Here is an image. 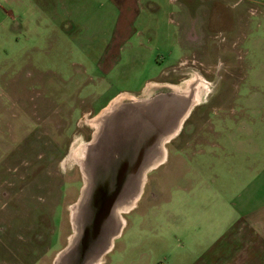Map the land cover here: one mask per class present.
<instances>
[{
    "label": "rangeland",
    "instance_id": "obj_1",
    "mask_svg": "<svg viewBox=\"0 0 264 264\" xmlns=\"http://www.w3.org/2000/svg\"><path fill=\"white\" fill-rule=\"evenodd\" d=\"M32 1L33 14L42 15L37 34L26 28L24 0H0V264H52L67 244L72 207L84 185L72 155L93 132L85 119L95 117L120 92L145 94L151 84H164L165 90L167 84L197 75L207 84V94L184 124L189 131L164 144L168 159L146 173L134 205L120 212V235L98 262L138 264L143 254L148 264H159L166 257L164 233L161 241L152 233L138 235L136 226H168L174 209L176 225L182 224L185 217L179 214L188 207L184 199L179 196L173 206L165 202L172 176L215 174L229 181L238 170L247 178V167L264 160V0L236 7V16L248 17V24L233 32L238 45L232 44L235 39L221 42L223 32L215 28L217 43L209 48L207 39L197 38L205 40L204 49L193 48L196 39L188 35L201 28L191 21L217 11L208 13L210 8L198 7L195 0H141L126 40L113 35L120 22L117 0ZM218 46L226 49L215 52ZM227 71H240L243 79L235 82V115H224L219 124L211 113L219 103L229 106V83L235 77ZM221 78L224 93L215 100ZM256 105L262 115L246 117L238 108L254 111ZM215 125L224 128L219 140L204 132L205 126ZM196 135L216 145L195 144ZM70 152L72 162L63 166ZM210 184L208 199L218 193L216 183ZM177 193L173 189L172 196ZM189 208L194 211L197 205Z\"/></svg>",
    "mask_w": 264,
    "mask_h": 264
},
{
    "label": "water",
    "instance_id": "obj_2",
    "mask_svg": "<svg viewBox=\"0 0 264 264\" xmlns=\"http://www.w3.org/2000/svg\"><path fill=\"white\" fill-rule=\"evenodd\" d=\"M191 100L167 88L98 112V128L77 159L84 185L71 211L72 234L52 264H98L120 232L121 209L157 165L164 136L181 126Z\"/></svg>",
    "mask_w": 264,
    "mask_h": 264
},
{
    "label": "crops",
    "instance_id": "obj_3",
    "mask_svg": "<svg viewBox=\"0 0 264 264\" xmlns=\"http://www.w3.org/2000/svg\"><path fill=\"white\" fill-rule=\"evenodd\" d=\"M24 1L26 5L21 2V7L25 6L26 28L30 33L37 34L42 15L33 14L32 0ZM140 1L117 0L120 22L113 32L115 39L126 40L131 35L132 26L129 27V24L134 20L137 22ZM202 1L205 0H195L197 4ZM209 1L214 4L220 0ZM191 29L195 30L194 27ZM195 32V35L188 37L199 38L201 35L198 33L202 29ZM137 33L140 32L136 30ZM113 48L111 46L106 54H113ZM254 130L251 128V132ZM177 161L173 162L174 166ZM247 172L249 175L246 178L235 170L234 178L229 181L215 174L212 178L172 176L168 180L170 189L167 190L165 202L173 206L180 196L184 199L180 201L188 206L185 212L179 214L185 217L182 224L176 225L178 210L174 209L169 211L168 217L171 219L168 226H136L138 235L152 233L157 240H161L164 233L166 257L159 264H264V160L259 161L258 167L249 165ZM210 183H216L218 193L213 190V198L208 199L204 196H208ZM173 189L179 191L176 198L172 196ZM199 191L202 194L199 195ZM190 204L197 205V208L191 210ZM176 249H179V253ZM142 255L139 254L138 264H148Z\"/></svg>",
    "mask_w": 264,
    "mask_h": 264
},
{
    "label": "flooded vegetation",
    "instance_id": "obj_4",
    "mask_svg": "<svg viewBox=\"0 0 264 264\" xmlns=\"http://www.w3.org/2000/svg\"><path fill=\"white\" fill-rule=\"evenodd\" d=\"M212 1H209V0H205V1H202L200 2L199 4H197L198 7L200 8H203V9H206V8H210L208 10V13H212L214 12L213 10L217 11V14L214 15L213 17L210 16V15H207V14H203V16H200V18L202 20L198 21V20H192L191 22L192 23H199V28H203L202 32H201V38H205V40L207 39L208 42H209V45L207 48H209L212 44L211 42H216V40H214L215 38H217L218 34H216V32H223L222 34V38H221V42H225L227 39L228 41L229 40H233L235 39L234 41H231L233 45H238V41L237 39L239 40V38L237 37H233L235 36L234 35V30L237 26L239 27H242V26H246L248 24V17L242 15V14H238L237 16L235 15V10H236V7H239L240 5H243L245 8H246V5H249L250 3H252L253 1L252 0H220L219 3H214L212 4L211 3ZM247 11V9H246ZM219 12V13H218ZM234 12V13H233ZM219 29V30H215L214 29ZM205 35V37H203ZM205 40L201 43H199V40L196 39L195 40V44L193 46V48L195 49H204L205 46H206V43H205ZM220 40V39H219ZM215 43V44H216ZM237 47V46H236ZM214 46L211 47V49L213 50ZM226 49V48H224ZM222 49L221 46H218V48L216 47L215 49V52H218L219 50H224ZM234 50H236V48L234 47ZM229 51L230 48H229ZM228 51V52H229ZM233 71V70H232ZM229 72L227 71V74L228 76H230L231 78H234L232 80H234L233 82L229 83L231 85L232 88H230L231 90V94L230 96H228V103H229V106L226 107L224 103H219L217 106H215V110L212 111V115L216 118H218L217 120V123L221 124V120H223V116L226 115V116H229V118H231L232 116L235 115V111H233L235 109V105H233V97H234V91L237 87L236 83L235 82H238L239 80L243 79V75H241L240 71H239V74H237L238 72ZM237 71V70H236ZM223 82H224V79L221 78V80L219 79L217 81V84H216V89H215V100H218V98L221 99L223 93H224V88H223ZM163 90L162 87L156 89L154 92L156 93L157 91H160ZM124 92V91H123ZM122 93V92H120ZM125 93H129L130 95H132L135 99H142L144 97H147L148 95H145L143 92L139 93L136 92H125ZM133 93V94H131ZM217 98V99H216ZM196 105H194L195 107ZM239 110H241L242 113H244L246 115V117L250 116V115H253V114H259V115H262V107L260 106H255V110L253 111L251 109V107H248L249 110L245 107V108H242L241 106L238 107ZM193 109V108H192ZM192 109L190 110V112L192 111ZM190 112L189 114L187 115V117L183 120L180 128L178 129V131L173 135L171 136L167 141H165L162 145L163 147V150H164V144L166 142H170L171 139H174L176 137H178L180 134L183 133V131H189L188 128L186 126H184V124L186 123L187 119L190 117ZM225 113V114H224ZM232 121H235L236 119H230ZM216 123V124H217ZM223 123V122H222ZM186 125V124H185ZM222 126L219 125V126H214V127H211V126H205V133L207 132L208 134H210L212 137V139H218L219 140V135L222 134V130L224 128H221ZM246 125H241V128L243 130L246 131ZM222 129V130H221ZM230 130V129H229ZM204 134V133H203ZM201 135V134H200ZM210 137H203V136H194L195 140L197 141L195 144H202V143H209L210 145L214 146L216 145L215 142H211L210 140ZM210 141V142H208ZM161 152V150H160ZM163 158V160L161 159ZM160 160L159 163H157L156 166H159L160 164L164 163L167 159H168V154L164 153V152H161L160 153V157L158 158ZM158 160V161H159ZM64 164V163H63ZM65 166V165H63ZM155 166V167H156ZM153 169V168H152ZM121 230H122V226L120 228V232L118 235H120L121 233ZM118 237V236H116ZM114 237L112 239V242L113 240L116 238ZM111 248V247H110ZM109 248V250H110ZM109 250L107 252H109ZM105 252L102 257L107 253ZM106 262V259L104 260V263Z\"/></svg>",
    "mask_w": 264,
    "mask_h": 264
},
{
    "label": "bare ground",
    "instance_id": "obj_5",
    "mask_svg": "<svg viewBox=\"0 0 264 264\" xmlns=\"http://www.w3.org/2000/svg\"><path fill=\"white\" fill-rule=\"evenodd\" d=\"M164 86V84H151L147 90L145 91V95H148L150 96L151 93H155L154 91L160 87ZM168 86V88H171L173 89L174 91H176L177 93H179L180 95H189V94H192V100H191V106L192 105H197L201 102L204 101V98L207 94V84L204 83L197 75H192L191 78L189 79H186L184 81H182L180 84L178 85H166ZM203 88L205 89L204 92H201L203 90ZM147 96V97H148ZM146 98V97H144ZM130 100V101H136V99L130 95L129 93H120L119 95H117V97H115V99L112 100V102L110 104H112L113 106L114 105H117V104H120V102H122V100ZM190 106V107H191ZM188 113V110L183 114L182 118L186 116V114ZM85 123L89 126H92L93 127V132L97 130L98 128V121H97V115L91 119H85ZM180 126V124H179ZM179 126L175 129V131H171L170 134H167L166 136H164L163 138V141H167L171 136H173L177 130L179 129ZM84 145L85 143H82L81 145L77 146L74 150V154L75 155H72L74 158L73 160H75L77 162V159L81 156V154L78 156L76 155V151H80L81 153V150L84 149ZM160 150L161 152H164L163 150V147L161 146L160 147ZM159 151L156 159H155V162L152 163L153 165H155L156 163H159L160 160L158 159L160 157V153ZM71 154L73 153H69V155L63 160L62 164L66 162H72V159H71ZM163 160V158H161ZM159 160V161H158ZM145 178V177H144ZM144 178L142 179V183L144 181ZM141 191V188L139 190V192ZM139 192L134 196L132 197V199L130 200V202L128 204H126L120 212H125L127 210H129L135 203L136 199L138 198V194ZM119 226H122V219L119 217ZM102 259V257L100 259H98V262ZM97 261V260H96ZM96 264V263H95Z\"/></svg>",
    "mask_w": 264,
    "mask_h": 264
}]
</instances>
